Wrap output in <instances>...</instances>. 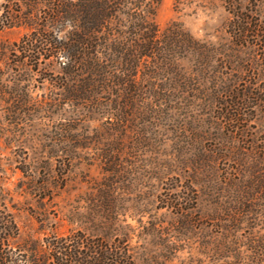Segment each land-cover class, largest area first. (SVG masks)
Returning <instances> with one entry per match:
<instances>
[{"label": "rangeland", "instance_id": "374dc122", "mask_svg": "<svg viewBox=\"0 0 264 264\" xmlns=\"http://www.w3.org/2000/svg\"><path fill=\"white\" fill-rule=\"evenodd\" d=\"M175 2L159 0L154 23L161 31L180 23L204 43L178 63L181 77L78 107L59 102L78 82L50 60L37 71L15 65L13 45L28 30L0 31L1 185L21 240L101 234L93 219L113 215L130 226L139 264H255L264 191L248 184L256 160L249 140L254 134L257 149L264 141V103L241 105L238 122L232 106L236 95L264 87V60L250 42L234 43L219 0L180 12ZM178 194L186 216L162 208L160 197Z\"/></svg>", "mask_w": 264, "mask_h": 264}, {"label": "trees", "instance_id": "16d2710c", "mask_svg": "<svg viewBox=\"0 0 264 264\" xmlns=\"http://www.w3.org/2000/svg\"><path fill=\"white\" fill-rule=\"evenodd\" d=\"M186 1L176 0L174 11L180 12L182 6L195 0ZM219 1L230 16L228 34L234 43L250 42L264 60V0ZM158 4L159 0H1L0 31L13 27L28 30L13 45L15 65L28 63L31 71H37L42 62L50 60L63 78L78 82L74 92L60 97L59 102L78 107L89 100L98 101L103 92L116 95L123 89L131 97L141 93L145 84L146 89H155L158 77H181L178 63L198 54L204 43L177 22L161 31L153 21ZM8 95L20 103L17 97ZM235 98L240 102L232 106L236 107L232 120L238 122L241 105L257 108L264 103V87L246 90ZM254 138L251 134V154L256 160L250 167L248 184L250 188L259 184L264 191V141L257 149ZM4 173L0 161V264L140 263L130 245V226L113 215L93 219L101 234L73 230L21 240L14 219L16 208L1 185ZM180 197H160L162 208L186 216L189 208H182ZM252 249L255 264H263L264 240Z\"/></svg>", "mask_w": 264, "mask_h": 264}]
</instances>
